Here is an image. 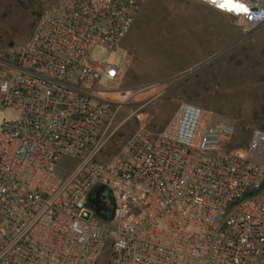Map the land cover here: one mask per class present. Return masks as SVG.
<instances>
[{
	"label": "built area",
	"instance_id": "1",
	"mask_svg": "<svg viewBox=\"0 0 264 264\" xmlns=\"http://www.w3.org/2000/svg\"><path fill=\"white\" fill-rule=\"evenodd\" d=\"M149 0H60L22 47L0 54V264H264V131L236 132L182 102L157 134L141 129L105 161L131 64L121 44ZM245 33L264 28V0H194ZM231 7V5H229ZM96 48L120 61L94 60ZM105 158V160H104ZM114 203L110 227L88 200Z\"/></svg>",
	"mask_w": 264,
	"mask_h": 264
},
{
	"label": "rangeland",
	"instance_id": "2",
	"mask_svg": "<svg viewBox=\"0 0 264 264\" xmlns=\"http://www.w3.org/2000/svg\"><path fill=\"white\" fill-rule=\"evenodd\" d=\"M58 1L0 0V54L8 48L24 46L33 33L39 14L46 6ZM186 1L159 0V6H153L144 17L145 30L135 40L150 53L156 68L145 80L147 82L162 75L173 76L191 65L185 53L188 52L187 44L190 41L194 44V39L186 38L187 29L180 14V5ZM221 24L214 14V58L160 83L162 86L145 88L147 98H134V92L140 88L130 90L126 80L119 86L103 85L108 90L127 92L124 99L117 94L112 96L120 105H116L118 112L105 150L106 162L141 129L159 133L182 102L196 104L212 112L217 120L232 125L236 132V146L246 143L249 132L264 131V28L245 33L232 20L229 25L235 37L223 44V40H218ZM191 47L193 58L200 57L195 45ZM92 58L117 64L120 53L110 54L107 49L96 48ZM16 117L14 110L0 111V126L4 122H13ZM110 258L109 244L98 264H109Z\"/></svg>",
	"mask_w": 264,
	"mask_h": 264
},
{
	"label": "crops",
	"instance_id": "3",
	"mask_svg": "<svg viewBox=\"0 0 264 264\" xmlns=\"http://www.w3.org/2000/svg\"><path fill=\"white\" fill-rule=\"evenodd\" d=\"M159 0H149L146 6L138 15L135 24L131 32L126 36L121 44V50L128 53L131 58V64L128 67L123 81L128 82V88H140L138 91L134 92V98H147L148 93H145L146 89L152 86H162L160 83L168 81L173 77L178 75H183L184 73L190 71L193 67L198 66L199 64L205 63L214 58V14L217 15V19L221 21L220 26V36L219 41H222L223 44L231 41L235 36L234 30L230 28L229 22L233 19L225 14H222L206 4L196 2L194 0H187L185 3L180 5L181 9V22L185 24L187 29L186 38L188 40L194 39L193 42L190 41L188 46V52L186 56L191 60L190 67L180 71L179 73L168 77L167 75H162L157 80L145 81L150 78L156 68L153 66L150 53L147 52L144 48L140 47V42L135 40V38L142 33L143 29V20L148 12L153 6L158 7ZM142 23V24H141ZM198 49L200 57L193 58L191 54V46ZM148 77V78H147ZM121 82V83H122ZM159 84V85H158ZM142 88V89H141ZM131 90V89H130ZM135 90V89H134ZM161 93V92H160ZM157 95H160L157 93ZM177 98V96H174Z\"/></svg>",
	"mask_w": 264,
	"mask_h": 264
},
{
	"label": "trees",
	"instance_id": "4",
	"mask_svg": "<svg viewBox=\"0 0 264 264\" xmlns=\"http://www.w3.org/2000/svg\"><path fill=\"white\" fill-rule=\"evenodd\" d=\"M41 13L39 14V17ZM251 132L248 133V138ZM88 207L93 210L99 224L102 227L107 228L111 226L114 218V203L109 190L105 188L95 189L88 200Z\"/></svg>",
	"mask_w": 264,
	"mask_h": 264
},
{
	"label": "snow or ice",
	"instance_id": "5",
	"mask_svg": "<svg viewBox=\"0 0 264 264\" xmlns=\"http://www.w3.org/2000/svg\"><path fill=\"white\" fill-rule=\"evenodd\" d=\"M213 2L215 3L216 0H213ZM229 5H231V7H229ZM221 8H226L228 10H238V11H243L246 12L247 9L244 8V6L242 4H239L236 2V0H223L222 3H220L219 5Z\"/></svg>",
	"mask_w": 264,
	"mask_h": 264
},
{
	"label": "bare ground",
	"instance_id": "6",
	"mask_svg": "<svg viewBox=\"0 0 264 264\" xmlns=\"http://www.w3.org/2000/svg\"><path fill=\"white\" fill-rule=\"evenodd\" d=\"M117 97H119V98H122V99H124V98H127V96L120 97V95H119V94L117 95Z\"/></svg>",
	"mask_w": 264,
	"mask_h": 264
},
{
	"label": "water",
	"instance_id": "7",
	"mask_svg": "<svg viewBox=\"0 0 264 264\" xmlns=\"http://www.w3.org/2000/svg\"><path fill=\"white\" fill-rule=\"evenodd\" d=\"M10 47H13V44H10Z\"/></svg>",
	"mask_w": 264,
	"mask_h": 264
}]
</instances>
